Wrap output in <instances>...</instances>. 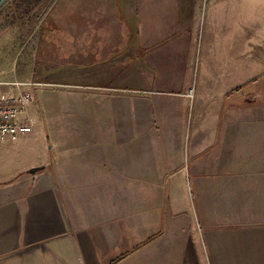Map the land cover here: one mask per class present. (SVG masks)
<instances>
[{"label": "crops", "instance_id": "1", "mask_svg": "<svg viewBox=\"0 0 264 264\" xmlns=\"http://www.w3.org/2000/svg\"><path fill=\"white\" fill-rule=\"evenodd\" d=\"M198 1L95 0L90 31L84 12L66 17L62 36L82 40L54 41L64 64L125 19L123 61L147 74L101 91L50 83L64 112L0 144V264H264V50L245 92L243 80L189 84Z\"/></svg>", "mask_w": 264, "mask_h": 264}, {"label": "rangeland", "instance_id": "2", "mask_svg": "<svg viewBox=\"0 0 264 264\" xmlns=\"http://www.w3.org/2000/svg\"><path fill=\"white\" fill-rule=\"evenodd\" d=\"M47 1L46 7L38 8L40 4H37L34 11H31V2L28 0H10L0 8V81L18 80L35 83L30 90L34 96L37 95L38 107L34 106L33 110L38 117L39 125L36 127H43L45 132L48 127L46 117L64 112L63 105L60 107L55 98L58 94L50 92L54 90L50 88V83H60L64 78L65 81L68 80L67 82H77L83 89L93 86L95 88L90 90L101 91V87L115 85L118 82L127 86L133 82L131 80H138V76L140 78L141 75L147 74L146 71H140L138 65L135 71L129 72L128 63L123 61L129 58L128 42L131 46L132 41L129 37L133 36L132 25H127L125 19L121 20L120 25H116L119 32L115 31L114 21L103 22L105 28L103 33L87 37L83 43L86 50L82 55H71L66 59L67 64H64L62 56H55L59 51L62 54L64 48L61 46L59 50H55L54 41H64L65 44V41L71 40L68 45L78 50L82 38L66 39V34L62 36L63 23L67 16L75 18V21L80 20L78 18L84 12L83 15L88 17L86 24L90 31L94 26L90 15L96 13L95 0H81L79 2L82 6L75 9L66 5L70 0ZM19 5L31 11L27 16L28 26ZM193 6L197 8L195 18L198 19L199 30L193 40L191 49L193 57L188 63L192 74L190 77L188 72L186 77L189 84L194 82L195 85V82L200 80H221L228 84H236L243 80L242 92H245L247 87H254L256 75L259 74L257 58L264 50V0H199ZM111 8L112 5L106 7L104 1L100 3L99 9L103 13L110 12ZM115 49L120 51L118 56H115ZM59 61L63 64L55 66L54 63ZM240 64L247 65V75L240 72ZM150 73L159 80V69ZM41 90H44L43 93ZM57 90L68 89L58 87ZM47 94L51 96L47 102L45 99L42 103V95ZM235 96L240 97L239 94ZM252 101L255 102L254 98ZM58 121V117L54 118L53 124H57ZM52 126L54 128V125ZM43 142L46 143V136ZM16 144L17 142H14L9 145ZM0 158L6 159V155L1 154Z\"/></svg>", "mask_w": 264, "mask_h": 264}, {"label": "built area", "instance_id": "3", "mask_svg": "<svg viewBox=\"0 0 264 264\" xmlns=\"http://www.w3.org/2000/svg\"><path fill=\"white\" fill-rule=\"evenodd\" d=\"M33 82H0V144L14 143L31 135L36 124L29 107L34 94L29 91Z\"/></svg>", "mask_w": 264, "mask_h": 264}, {"label": "flooded vegetation", "instance_id": "4", "mask_svg": "<svg viewBox=\"0 0 264 264\" xmlns=\"http://www.w3.org/2000/svg\"><path fill=\"white\" fill-rule=\"evenodd\" d=\"M10 0H8L7 2H9ZM12 1V0H11ZM28 2H31V6H32V8H30L31 9V11H34V10H36L37 8V4H40V7H38V8H44V7H46L47 6V3H48V1L47 0H41V2H40V0H37V2H36V0H28ZM43 3V4H42ZM20 5H22V4H20ZM19 5V10H21L22 12V15L25 17L24 19H27L26 21H25V24L28 26V22H29V17L27 18V16L30 14V12L31 11H29V10H25L24 9V7H21Z\"/></svg>", "mask_w": 264, "mask_h": 264}, {"label": "water", "instance_id": "5", "mask_svg": "<svg viewBox=\"0 0 264 264\" xmlns=\"http://www.w3.org/2000/svg\"><path fill=\"white\" fill-rule=\"evenodd\" d=\"M8 0H0V8L3 6ZM40 168H31L28 173L35 174L36 171H38Z\"/></svg>", "mask_w": 264, "mask_h": 264}, {"label": "trees", "instance_id": "6", "mask_svg": "<svg viewBox=\"0 0 264 264\" xmlns=\"http://www.w3.org/2000/svg\"><path fill=\"white\" fill-rule=\"evenodd\" d=\"M149 240H151V239H149ZM149 240H147L146 242H148ZM146 242H145V243H146ZM124 256H125V255H124Z\"/></svg>", "mask_w": 264, "mask_h": 264}]
</instances>
